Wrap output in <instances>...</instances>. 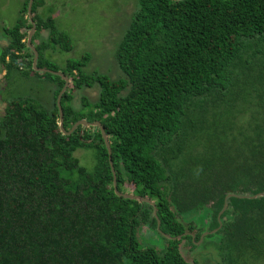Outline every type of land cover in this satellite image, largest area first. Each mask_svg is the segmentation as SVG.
Here are the masks:
<instances>
[{"label":"trees","instance_id":"trees-1","mask_svg":"<svg viewBox=\"0 0 264 264\" xmlns=\"http://www.w3.org/2000/svg\"><path fill=\"white\" fill-rule=\"evenodd\" d=\"M28 1L3 28L0 64L5 77L16 69L55 89L51 106L19 97L0 115V264H196L180 245L196 246L202 232L192 221L204 208L224 264L263 259L264 195H246L264 192V0H138L116 46L117 78L86 71L89 54L61 70L48 60L52 46L68 52L72 43L39 11L44 0H33L29 19ZM32 21L37 66L72 84L60 100L64 129L99 121L117 190L152 200L156 215L115 193L99 128L61 131L64 80L34 70ZM95 85L94 102L72 105L71 89ZM79 148L94 151L93 169L74 155ZM144 226L161 248L142 243Z\"/></svg>","mask_w":264,"mask_h":264},{"label":"rangeland","instance_id":"rangeland-1","mask_svg":"<svg viewBox=\"0 0 264 264\" xmlns=\"http://www.w3.org/2000/svg\"><path fill=\"white\" fill-rule=\"evenodd\" d=\"M23 3L24 0H0V53L8 43L3 28L12 26L17 21ZM44 3L47 17L52 18L55 31L65 34L72 43V50L68 52L61 51L58 45L52 46L46 52L48 60L61 70L68 60L79 59L82 55L89 54L86 71H96L112 78L120 76L115 50L133 13L138 9V0H44ZM40 35L42 39L49 37L47 30L41 31ZM1 67L0 64V115L5 113L6 102L19 97L30 96L46 107L52 105L54 83L34 74L24 75L16 69L5 77L3 74L5 70L3 71ZM71 87L69 79L67 89ZM98 93L99 89L96 85L80 90L71 89L73 95L71 103L74 107L81 108V97L85 96L90 102H94ZM74 155L88 170L94 168L95 155L92 149L79 148ZM128 186L132 187L129 184L125 185L127 189ZM194 216L188 220L192 221ZM209 221L208 208L200 210L199 215L192 221L195 222L196 231L202 232L195 243L196 246L192 247L187 239L182 240L181 253L188 262L224 264L216 246L219 236L209 237V234L215 233L209 229ZM139 236L143 244H151L158 248L163 245V239L158 237L149 226L142 227ZM249 264H264V258L252 260Z\"/></svg>","mask_w":264,"mask_h":264},{"label":"water","instance_id":"water-1","mask_svg":"<svg viewBox=\"0 0 264 264\" xmlns=\"http://www.w3.org/2000/svg\"><path fill=\"white\" fill-rule=\"evenodd\" d=\"M32 4H33V0H29L28 1V6H27V13H28L29 19L32 18V11H31ZM35 28H36V26H35L34 22L32 21V27L28 31L27 40H26L27 41V46L33 52L32 66H33L34 70L39 71V72H50L52 74H56V75L61 76L63 78V80H64V85H63L62 89L60 90V92H59V94L57 96V99H56V104H57L58 110H59V126H60L61 131L64 134H68L69 135L79 125H81L82 127L90 126V127L99 128L100 131H101L102 138H103V140L105 142L106 148L108 150V154H109V162H110V166H111V170H112L113 187H114L115 193L117 195L123 196L125 198L135 199V200H137L139 202H146V203L152 205L153 206V213H154V215H156V207H155V204H154V202L152 200H150V199H148V198H146L144 196H141V195H135V194H130V193H122V192H119L117 190V177H116V172H115L114 167H113V163L111 161V156H110L111 149H110V144H109V141H108V136H107V134H106V132L104 130V127L101 125V123L99 121L88 122L85 119H81V120H78L77 122H75V124L71 127L70 130L66 131L64 129V126H63V111H62L60 100H61V97H62L64 91L67 89L69 78L67 76H65L62 72L54 71V70H51V69H48V68H44V67L39 68L37 66V61H38L39 54H38V51L35 48V46L31 43V39H32V36H33V34L35 32ZM230 195H232V194L227 195V197L230 196ZM263 195H264V192H261V193H258L256 195H246V197L255 198L257 196H263ZM227 197H226V199H227ZM242 197H245V195L242 196ZM225 207H226V203L224 204L222 210L218 214V220L219 221H220V216H221L222 212L225 210ZM158 227H159V221L157 222V228ZM214 231H216V229L212 230L211 232H214ZM187 233L189 234V232H185L184 234H187ZM192 238H194V234H192Z\"/></svg>","mask_w":264,"mask_h":264},{"label":"crops","instance_id":"crops-1","mask_svg":"<svg viewBox=\"0 0 264 264\" xmlns=\"http://www.w3.org/2000/svg\"><path fill=\"white\" fill-rule=\"evenodd\" d=\"M39 11H43V12H46V5H43L42 7L39 8ZM49 50V49H48ZM2 68V67H1ZM4 71V69H2ZM3 74H5L3 72Z\"/></svg>","mask_w":264,"mask_h":264},{"label":"built area","instance_id":"built-area-1","mask_svg":"<svg viewBox=\"0 0 264 264\" xmlns=\"http://www.w3.org/2000/svg\"><path fill=\"white\" fill-rule=\"evenodd\" d=\"M24 66V64L23 65H21V67H23Z\"/></svg>","mask_w":264,"mask_h":264}]
</instances>
